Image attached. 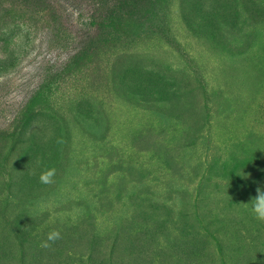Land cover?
Wrapping results in <instances>:
<instances>
[{
  "label": "rangeland",
  "instance_id": "1",
  "mask_svg": "<svg viewBox=\"0 0 264 264\" xmlns=\"http://www.w3.org/2000/svg\"><path fill=\"white\" fill-rule=\"evenodd\" d=\"M95 1L0 0V264H264V0Z\"/></svg>",
  "mask_w": 264,
  "mask_h": 264
},
{
  "label": "trees",
  "instance_id": "2",
  "mask_svg": "<svg viewBox=\"0 0 264 264\" xmlns=\"http://www.w3.org/2000/svg\"><path fill=\"white\" fill-rule=\"evenodd\" d=\"M149 1L150 0H147L146 3H149ZM146 3L144 0H96L93 4V13L91 15V23L94 25V30L96 31V35L92 41H97L99 38V32H101L103 33L101 37L103 45L112 44L117 38L114 35L120 33L122 24H132L134 20L133 18H141L147 13L145 6ZM2 9L5 10V8ZM15 12V10L9 9L7 10V13L5 12L3 15H0V25H2V22H4V25L6 24V26L15 25L17 22H20L17 21V19L9 21V19L16 16ZM96 47V42L84 43L79 52L81 55L74 56L72 60H69L64 68V72L72 69L71 67L77 63V60H82ZM67 73L68 75L72 74L70 71ZM41 97L42 91L39 92L36 97L32 98L26 111L31 109L32 104L40 101Z\"/></svg>",
  "mask_w": 264,
  "mask_h": 264
},
{
  "label": "clouds",
  "instance_id": "3",
  "mask_svg": "<svg viewBox=\"0 0 264 264\" xmlns=\"http://www.w3.org/2000/svg\"><path fill=\"white\" fill-rule=\"evenodd\" d=\"M58 143L62 141H57ZM56 175V169L55 168H47L43 170L39 174V182L42 184H52L54 183V177ZM255 196L251 197L250 203H246L251 205V211L254 215V217L264 222V187H257L255 190ZM61 235L60 232L57 230H52L47 234V237L45 240L41 241L40 247L41 248H49L51 247V243H54L56 240L60 239Z\"/></svg>",
  "mask_w": 264,
  "mask_h": 264
}]
</instances>
